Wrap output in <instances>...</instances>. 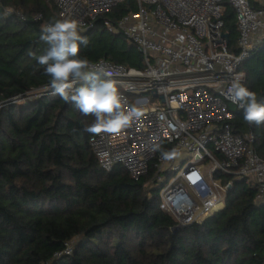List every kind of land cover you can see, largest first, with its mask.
Here are the masks:
<instances>
[{
  "label": "trees",
  "instance_id": "trees-1",
  "mask_svg": "<svg viewBox=\"0 0 264 264\" xmlns=\"http://www.w3.org/2000/svg\"><path fill=\"white\" fill-rule=\"evenodd\" d=\"M130 2L107 18L135 9ZM222 3L234 45L235 12L228 0ZM6 7L16 13L8 15ZM54 19L51 2L0 0V104L6 105L0 110V264H264V202L255 201L256 188L237 181L222 211L174 232L176 222L159 207V189L144 188L151 173L134 180L122 167H100L85 131L94 117L51 97L50 77L29 55L43 54L40 37ZM104 22L80 30L89 43L78 55L144 68L137 46ZM242 69L243 85L264 103V47ZM32 90L47 94L24 106L12 103ZM235 114V126L254 133L264 159V124L245 121L243 110ZM70 242L73 253L57 256Z\"/></svg>",
  "mask_w": 264,
  "mask_h": 264
},
{
  "label": "built area",
  "instance_id": "built-area-1",
  "mask_svg": "<svg viewBox=\"0 0 264 264\" xmlns=\"http://www.w3.org/2000/svg\"><path fill=\"white\" fill-rule=\"evenodd\" d=\"M45 1L58 19H76L83 31L105 18L107 29L125 35L143 56L144 68L100 59L85 69L112 72L122 108L141 112L118 134L90 136L102 169L122 167L134 180L151 173L144 188L159 189V207L176 222L174 232L222 211L237 181L256 188L255 201L264 202V159L254 133L235 126L242 109L227 98L233 82L246 80L243 64L264 47V4L228 0L236 17L233 45L223 0H133L135 9L116 21L107 15L130 0ZM72 253L70 242L57 256Z\"/></svg>",
  "mask_w": 264,
  "mask_h": 264
},
{
  "label": "clouds",
  "instance_id": "clouds-1",
  "mask_svg": "<svg viewBox=\"0 0 264 264\" xmlns=\"http://www.w3.org/2000/svg\"><path fill=\"white\" fill-rule=\"evenodd\" d=\"M80 27V22L73 18L54 19L40 37L47 45L43 54L29 52V55L50 77L49 87L54 95L74 105L85 116L94 117V123L85 128L86 132L118 134L141 112L134 107L130 110L122 108V97L116 81L111 78L112 72L101 69L100 74L85 73L90 62L78 53L80 46H87L89 41L80 34ZM80 81L88 83L75 87ZM227 98L243 110L245 121L264 124V103H258L255 92L235 81L227 90Z\"/></svg>",
  "mask_w": 264,
  "mask_h": 264
},
{
  "label": "rangeland",
  "instance_id": "rangeland-1",
  "mask_svg": "<svg viewBox=\"0 0 264 264\" xmlns=\"http://www.w3.org/2000/svg\"><path fill=\"white\" fill-rule=\"evenodd\" d=\"M43 94H47L45 92H40L39 90H32L30 92H28V94L23 97V98H20L18 100H14L12 103L13 104H19V105H26V104H29L30 101H33L34 99H37V98H40L41 95ZM49 95H51V97H55L56 95H54L53 93H50ZM6 105H1L0 104V110ZM173 177V176H172ZM170 177V178H172ZM218 178V177H217Z\"/></svg>",
  "mask_w": 264,
  "mask_h": 264
},
{
  "label": "crops",
  "instance_id": "crops-1",
  "mask_svg": "<svg viewBox=\"0 0 264 264\" xmlns=\"http://www.w3.org/2000/svg\"><path fill=\"white\" fill-rule=\"evenodd\" d=\"M252 1L257 4H264V0H252Z\"/></svg>",
  "mask_w": 264,
  "mask_h": 264
},
{
  "label": "water",
  "instance_id": "water-1",
  "mask_svg": "<svg viewBox=\"0 0 264 264\" xmlns=\"http://www.w3.org/2000/svg\"><path fill=\"white\" fill-rule=\"evenodd\" d=\"M226 36H229L228 34H226Z\"/></svg>",
  "mask_w": 264,
  "mask_h": 264
}]
</instances>
